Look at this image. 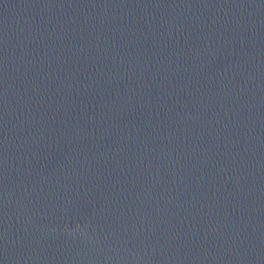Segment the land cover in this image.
Segmentation results:
<instances>
[{"label": "water", "instance_id": "1", "mask_svg": "<svg viewBox=\"0 0 264 264\" xmlns=\"http://www.w3.org/2000/svg\"><path fill=\"white\" fill-rule=\"evenodd\" d=\"M0 264H264V0H0Z\"/></svg>", "mask_w": 264, "mask_h": 264}]
</instances>
